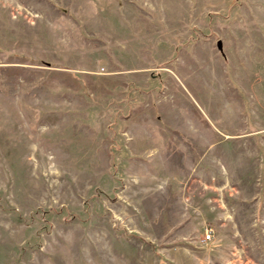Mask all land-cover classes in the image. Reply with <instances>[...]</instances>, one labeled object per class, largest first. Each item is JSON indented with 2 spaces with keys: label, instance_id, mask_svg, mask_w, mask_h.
<instances>
[{
  "label": "rangeland",
  "instance_id": "obj_1",
  "mask_svg": "<svg viewBox=\"0 0 264 264\" xmlns=\"http://www.w3.org/2000/svg\"><path fill=\"white\" fill-rule=\"evenodd\" d=\"M0 264H264V0H0Z\"/></svg>",
  "mask_w": 264,
  "mask_h": 264
},
{
  "label": "built area",
  "instance_id": "obj_2",
  "mask_svg": "<svg viewBox=\"0 0 264 264\" xmlns=\"http://www.w3.org/2000/svg\"><path fill=\"white\" fill-rule=\"evenodd\" d=\"M206 236H207V238L211 237V233L208 230H207Z\"/></svg>",
  "mask_w": 264,
  "mask_h": 264
}]
</instances>
